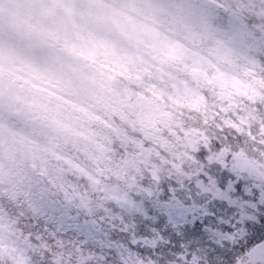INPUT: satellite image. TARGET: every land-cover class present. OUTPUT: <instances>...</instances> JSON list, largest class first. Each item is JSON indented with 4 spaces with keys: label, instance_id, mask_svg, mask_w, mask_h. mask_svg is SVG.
<instances>
[{
    "label": "clouds",
    "instance_id": "clouds-1",
    "mask_svg": "<svg viewBox=\"0 0 264 264\" xmlns=\"http://www.w3.org/2000/svg\"><path fill=\"white\" fill-rule=\"evenodd\" d=\"M0 264H264V0H0Z\"/></svg>",
    "mask_w": 264,
    "mask_h": 264
}]
</instances>
